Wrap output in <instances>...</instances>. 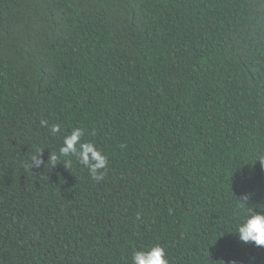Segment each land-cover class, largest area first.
Listing matches in <instances>:
<instances>
[{
  "label": "trees",
  "instance_id": "obj_1",
  "mask_svg": "<svg viewBox=\"0 0 264 264\" xmlns=\"http://www.w3.org/2000/svg\"><path fill=\"white\" fill-rule=\"evenodd\" d=\"M76 127L99 181L49 160ZM244 196L264 210V0H0V264L157 243L170 264H264L236 234Z\"/></svg>",
  "mask_w": 264,
  "mask_h": 264
},
{
  "label": "clouds",
  "instance_id": "obj_2",
  "mask_svg": "<svg viewBox=\"0 0 264 264\" xmlns=\"http://www.w3.org/2000/svg\"><path fill=\"white\" fill-rule=\"evenodd\" d=\"M45 127L48 122L41 120ZM60 132V125L53 124L50 127V134ZM84 130L76 127L66 134L63 144L59 148V153H51L49 160L54 165L61 158L77 156L79 162L86 166L92 177L97 181L103 179L108 167V157L92 142L83 141ZM259 160V159H258ZM261 163L262 161L259 160ZM41 161L38 156L32 158V166H36ZM65 166L70 161H64ZM103 170V171H101ZM249 197L244 196L239 199V207L245 209V215L236 225V234L239 240L244 244L253 243L258 247H264V210L254 211V208H248ZM132 264H170L169 256L165 247L161 244H154L148 248L134 250L131 258ZM230 264H237L235 260Z\"/></svg>",
  "mask_w": 264,
  "mask_h": 264
}]
</instances>
